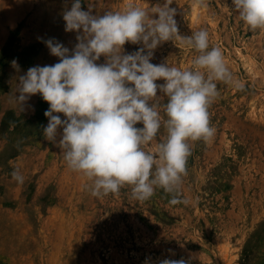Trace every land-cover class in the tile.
<instances>
[{
    "label": "rangeland",
    "instance_id": "1",
    "mask_svg": "<svg viewBox=\"0 0 264 264\" xmlns=\"http://www.w3.org/2000/svg\"><path fill=\"white\" fill-rule=\"evenodd\" d=\"M72 2L0 0V264H158L165 258L264 264V30H250L232 0H207L206 8L173 0L180 34L207 30L210 48L222 50L244 88L217 83L219 96L209 108L216 134L209 143L190 142L179 193L187 203L170 204L162 189L140 202L130 187L100 199L44 139L48 103L37 94L21 111L13 100L20 75L58 62L43 41L75 46L76 33L65 31L62 18ZM130 3L150 8L164 0H82V9L103 15ZM140 46L127 43L125 52ZM197 55L168 41L154 50L151 62L171 59L187 68ZM104 62L101 57L97 63ZM164 136L161 129L158 140ZM17 168L22 185L11 177Z\"/></svg>",
    "mask_w": 264,
    "mask_h": 264
},
{
    "label": "clouds",
    "instance_id": "2",
    "mask_svg": "<svg viewBox=\"0 0 264 264\" xmlns=\"http://www.w3.org/2000/svg\"><path fill=\"white\" fill-rule=\"evenodd\" d=\"M172 2L150 8L130 3L94 15L82 9V0H73L62 18L65 31L76 33L75 46L43 41L58 62L30 67L16 82L13 100L21 111L37 94L48 103L43 137L61 150L69 170L86 178L85 189L95 198L130 187L132 199L140 202L162 189L171 195L170 204L187 203L179 193L190 142L209 143L216 134L209 108L219 96L217 83L244 88L222 50L210 48L207 30L180 34ZM232 6L250 30H264V0H232ZM193 7L206 8L207 0H193ZM168 41L198 53L190 67L174 66L171 59L151 62L154 50ZM127 43L141 46L126 53ZM101 57L105 62L97 63ZM11 64L19 71L16 60ZM161 129L165 136L158 140ZM11 177L25 182L18 168ZM158 264L191 262L165 258Z\"/></svg>",
    "mask_w": 264,
    "mask_h": 264
}]
</instances>
